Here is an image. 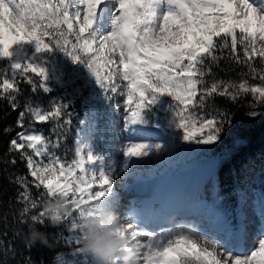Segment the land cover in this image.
I'll return each mask as SVG.
<instances>
[{"label":"snow or ice","instance_id":"1","mask_svg":"<svg viewBox=\"0 0 264 264\" xmlns=\"http://www.w3.org/2000/svg\"><path fill=\"white\" fill-rule=\"evenodd\" d=\"M23 42H34L37 53L59 49L83 64L106 101L123 97L122 103L111 105L117 112L123 109L122 131L128 135L117 148L119 166L111 153L97 150L92 142L97 133L94 110L91 119L79 121L72 159L57 153L71 129L70 109L80 88L54 99L48 109L26 103L17 119L22 130L10 141L9 151L19 153L32 178L16 179L23 189L17 196L24 205L19 215L40 209L31 215L29 228L50 222L29 183L40 198L66 195L72 212L59 223L71 220L68 231L76 233L78 246L83 223L98 202L117 208L118 177L135 175L141 165L172 166L178 142L194 146L184 150L187 155L208 152L221 142L233 120L215 106L216 97L235 102L250 95L253 108L264 105V0H0V59L12 57L13 46ZM16 54L9 68L0 69V99L8 100L13 110L19 107L22 82L33 92L49 91L45 67L35 59H21L19 49ZM221 59L249 71L239 81L218 79L212 67ZM249 75L260 82L250 83ZM26 115L32 131L26 129ZM38 123H52L55 138L35 131ZM150 129L162 135L154 139ZM220 163L213 158L208 165L212 202L202 198L203 179L169 178L158 189L161 209L147 207L135 219L131 213L123 215L122 234L139 240L142 248L139 264H264V192L249 196L237 190L240 205L251 199L260 222L254 245L243 251L247 215L241 210L234 225L219 207L223 197L215 178ZM173 214L182 217L174 227L149 230L137 222L166 221ZM75 251L82 252L81 247Z\"/></svg>","mask_w":264,"mask_h":264},{"label":"trees","instance_id":"2","mask_svg":"<svg viewBox=\"0 0 264 264\" xmlns=\"http://www.w3.org/2000/svg\"><path fill=\"white\" fill-rule=\"evenodd\" d=\"M224 55L227 57V52ZM11 63V58L0 59V69L9 68ZM212 71L218 79L240 80V74L248 73L249 70L246 65L221 59L218 66L213 65ZM247 78L252 79L251 75ZM45 83L49 88L47 93L39 88L33 92L29 85L22 82L19 85L21 94L18 96L19 107L16 110L11 108L8 100L0 99V264H61V261H64V264H89L86 261L88 254L75 251L82 244L76 245V233L68 231L71 220L57 223L55 226L48 221L37 223L35 227L47 235L48 243L37 241L32 244L28 240V225L31 224V215L40 209L29 212L25 217L19 215L24 205L17 201V196L23 189L16 179L18 176L27 178L29 182L32 179L28 174L26 162L20 159L19 153L9 151L10 141L22 130L17 126L19 113L24 110L26 103L48 109L54 99L72 93L70 86L62 84L59 80L47 79ZM80 90L70 109L73 113L71 129L66 135V140L57 149L62 158L66 154L69 160L74 154L76 134L82 127L79 121L91 113L90 104L96 97V91L90 86H82ZM243 102L241 99L233 102L224 97H216L214 101L220 109L227 110L230 114L243 111ZM29 119L30 115H26L25 126L28 131H32L33 129L28 127ZM52 127V123H38L35 124L34 130L46 136L51 135L54 139V134L50 132ZM213 155L215 159L222 160L215 178L218 194L223 197L220 203L234 204L239 200L237 190L245 189L249 183L248 171L253 172L254 178L264 175V119L249 127L238 129L236 136L223 137L215 146ZM13 159L16 161L14 164L11 162ZM213 184V179L208 178L202 187V195L211 200L214 198ZM29 187L33 198H39L43 204L47 197L40 198V193L31 183ZM22 220H27L28 223H22Z\"/></svg>","mask_w":264,"mask_h":264},{"label":"rangeland","instance_id":"3","mask_svg":"<svg viewBox=\"0 0 264 264\" xmlns=\"http://www.w3.org/2000/svg\"><path fill=\"white\" fill-rule=\"evenodd\" d=\"M17 49L20 50L21 59H35L40 62L46 69L47 79H56L62 84H68V86H70V92H73L74 89L81 88L82 86L88 88L90 86L96 91L94 102L90 104L91 113L87 116V118L91 119L93 110L95 111L97 133L92 142L97 147V150L104 151L106 154L111 153V158L114 159L117 166H119L122 162V154L117 151V148L120 144L126 142L128 135L122 131L123 109L121 108L120 111L117 112L111 105L113 102L122 103L123 97L117 96L113 102L106 101L103 98L102 90L94 84V78L91 77L86 67L81 63L74 62L70 56L59 49L54 48L52 50L37 53L34 42H23L20 45L13 46V56L10 57L12 62L17 59ZM256 67H260L259 61L256 62ZM249 82L259 83L260 81L258 78H252L249 79ZM240 99L244 101L245 108L241 112L231 114L233 120L232 126L226 129L222 138L226 136H236L238 129L249 127L264 119V105H256V107L253 108L252 105L255 101L250 95L244 96ZM215 106L220 109L216 104ZM252 110L258 111L260 115L255 118L249 117L247 113ZM159 115L164 114L159 113ZM150 131L154 134V139L162 135V132L159 130L150 129ZM178 143L179 155L172 166L164 164L141 165L134 170L136 173L135 175L120 176L115 180L114 192L119 197L116 211L119 215L123 216L131 213L135 219L138 213L147 207L156 210L161 209V200L158 193L160 187L158 185L144 190L139 189L141 193L138 191L124 193L125 189L132 190V184H128L130 181L138 180L147 183L149 182L150 184V182H158L160 178L163 179L165 176H171L173 178L203 179L204 182L202 187L204 186L209 178L207 170L209 162L214 158L213 151L215 147L208 152L201 151L196 154L187 155L184 150L194 146L185 145L182 141ZM254 177L255 175L252 171L247 172L249 183L246 184L245 189L243 190L248 191L249 196H251L252 191L264 192V175L256 178ZM149 184H145V187H150ZM202 198L208 202L213 201L209 197L203 195ZM219 207L229 215V218L234 225H238L240 222L239 212L242 210L246 213L247 219L245 223L247 224V235L246 243L242 250L248 251L255 243L256 233L260 223L259 218L252 210L251 199L244 206H241L238 200L234 204L233 202L226 204L220 203ZM181 220L182 217L173 214L166 221L160 220L156 223H150L147 225L142 221L137 222L141 224V227H147L149 230H158L160 227L177 226ZM237 250L240 251L241 249ZM86 257V261L89 264L94 263L89 255Z\"/></svg>","mask_w":264,"mask_h":264},{"label":"clouds","instance_id":"4","mask_svg":"<svg viewBox=\"0 0 264 264\" xmlns=\"http://www.w3.org/2000/svg\"><path fill=\"white\" fill-rule=\"evenodd\" d=\"M43 209L53 224L72 212L68 197L62 194L44 200ZM92 212L93 215L83 223L82 252L88 254L94 264H139L142 248L139 240L131 239L130 234L128 237L122 234L126 231L122 226L123 216L104 201L98 202ZM28 240L32 244L37 241L48 243L47 235L35 225L30 228Z\"/></svg>","mask_w":264,"mask_h":264},{"label":"bare ground","instance_id":"5","mask_svg":"<svg viewBox=\"0 0 264 264\" xmlns=\"http://www.w3.org/2000/svg\"><path fill=\"white\" fill-rule=\"evenodd\" d=\"M169 178H173V177H171V176H165L163 179H159V181L158 182H153V183H151L150 182V184H149V182L147 183V182H142V181H138V180H134V181H130V182H128V184L130 183V184H132V190H127V189H125L124 190V193H127V192H130V191H134V192H136V191H138L139 193H141V191H139V189L140 190H144V189H147V188H153L155 185H158L160 188H161V186L169 179ZM141 180V179H140ZM157 181V180H156ZM132 182V183H131ZM157 183V184H156ZM145 184L146 185H148L149 184V186L150 187H145ZM143 192H146V191H143ZM124 205V204H123Z\"/></svg>","mask_w":264,"mask_h":264}]
</instances>
